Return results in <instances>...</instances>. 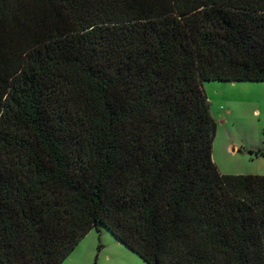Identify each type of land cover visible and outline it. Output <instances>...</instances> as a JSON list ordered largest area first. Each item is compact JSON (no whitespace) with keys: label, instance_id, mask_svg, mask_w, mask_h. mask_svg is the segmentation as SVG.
<instances>
[{"label":"trees","instance_id":"1","mask_svg":"<svg viewBox=\"0 0 264 264\" xmlns=\"http://www.w3.org/2000/svg\"><path fill=\"white\" fill-rule=\"evenodd\" d=\"M210 81L264 82V0H0V264L101 227L146 264H264V176L213 162Z\"/></svg>","mask_w":264,"mask_h":264},{"label":"rangeland","instance_id":"2","mask_svg":"<svg viewBox=\"0 0 264 264\" xmlns=\"http://www.w3.org/2000/svg\"><path fill=\"white\" fill-rule=\"evenodd\" d=\"M217 123L213 162L222 174L264 176V82L203 83ZM62 264H146L106 228L90 231Z\"/></svg>","mask_w":264,"mask_h":264}]
</instances>
